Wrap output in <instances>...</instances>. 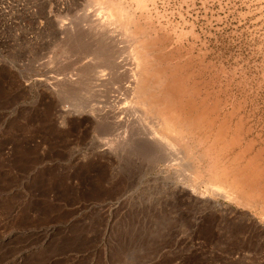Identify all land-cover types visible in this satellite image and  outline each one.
I'll return each instance as SVG.
<instances>
[{
  "label": "rangeland",
  "instance_id": "374dc122",
  "mask_svg": "<svg viewBox=\"0 0 264 264\" xmlns=\"http://www.w3.org/2000/svg\"><path fill=\"white\" fill-rule=\"evenodd\" d=\"M108 1L0 0V264H264V0Z\"/></svg>",
  "mask_w": 264,
  "mask_h": 264
},
{
  "label": "bare ground",
  "instance_id": "6f19581e",
  "mask_svg": "<svg viewBox=\"0 0 264 264\" xmlns=\"http://www.w3.org/2000/svg\"><path fill=\"white\" fill-rule=\"evenodd\" d=\"M96 4H98L99 6H103V9H105L107 12L106 17L102 21H95L96 19H94V18H92V20L90 18L87 20H89L88 22L95 23L96 26H98L99 29L102 32H104L103 35H107L110 33V32L108 33L107 29L110 25H112L114 23H116L115 26L120 27L125 32L129 30L128 25H130L132 23L133 17H131V15L125 10V8H123L120 5V3L118 4L116 2H112V1H108V0L105 3L103 0H96ZM1 8L2 7H0V9ZM133 31H134V29H133ZM136 34H137V32L135 31L134 34H132V35L136 36ZM138 34H139V32H138ZM140 42L141 43H139L134 49V61L136 64V68H135V72H134V75L132 78L133 79V81H132L133 82V84H132L133 85L132 86L133 92L138 97L137 104H145L148 102V103H150L151 106H153V104L156 101V98H155L156 94L165 93L167 88L165 87V83H163L161 81L162 80V72L158 69V66L155 62L156 59L154 58V56L152 55V52L150 51L151 50L150 46L148 44H146L145 42H143V40H140ZM41 81H43V79ZM56 81L58 82V80H54V84L58 85L59 83H57ZM43 82H44L43 84L46 85V87H50V89L52 87L54 88V86L52 84H50V82H47V81H43ZM57 85L55 87H58ZM160 101L163 102V100H160ZM156 103H158V102H156ZM97 113H99V112L97 111ZM119 113L120 112H115L114 116L118 115ZM96 114H94V115H96ZM97 117H98V115H97ZM177 117H180V116H177ZM101 118H103V117H101ZM158 135L155 132V136L158 137ZM164 142H165V144L169 145L170 150L175 151L172 144H170L167 140H164ZM220 184H222V183H220ZM230 185H232V184H230Z\"/></svg>",
  "mask_w": 264,
  "mask_h": 264
},
{
  "label": "built area",
  "instance_id": "2783aa9c",
  "mask_svg": "<svg viewBox=\"0 0 264 264\" xmlns=\"http://www.w3.org/2000/svg\"><path fill=\"white\" fill-rule=\"evenodd\" d=\"M1 1L5 2V0H1Z\"/></svg>",
  "mask_w": 264,
  "mask_h": 264
}]
</instances>
